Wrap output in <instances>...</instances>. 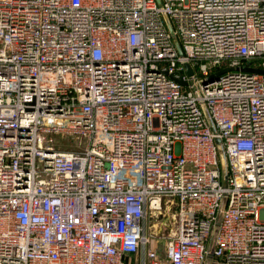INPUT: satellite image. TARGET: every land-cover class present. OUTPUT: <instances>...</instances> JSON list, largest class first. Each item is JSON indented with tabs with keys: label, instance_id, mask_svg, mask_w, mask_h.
<instances>
[{
	"label": "built area",
	"instance_id": "obj_1",
	"mask_svg": "<svg viewBox=\"0 0 264 264\" xmlns=\"http://www.w3.org/2000/svg\"><path fill=\"white\" fill-rule=\"evenodd\" d=\"M213 235L264 264V0H0V264H205Z\"/></svg>",
	"mask_w": 264,
	"mask_h": 264
},
{
	"label": "rangeland",
	"instance_id": "obj_2",
	"mask_svg": "<svg viewBox=\"0 0 264 264\" xmlns=\"http://www.w3.org/2000/svg\"><path fill=\"white\" fill-rule=\"evenodd\" d=\"M158 216L159 215H156L154 213L151 214L149 213L147 216V224H148V229L154 234V237L158 239V241L156 242H161L162 244V241L171 231L168 227L166 229V227L161 223V218Z\"/></svg>",
	"mask_w": 264,
	"mask_h": 264
},
{
	"label": "water",
	"instance_id": "obj_3",
	"mask_svg": "<svg viewBox=\"0 0 264 264\" xmlns=\"http://www.w3.org/2000/svg\"><path fill=\"white\" fill-rule=\"evenodd\" d=\"M185 69H186L187 74H191V68L189 67L188 64H185ZM177 80L180 83L185 84V81L181 77L177 78ZM224 202L225 201H223L221 203V206H220V208H219V210L217 212V216H216V219H215V228L218 226V224L220 222V218H222L221 217V212H222V209H223ZM162 223H163V221H162ZM213 239H214V235L212 236L211 241L209 243V247H208L209 249H208V254H207V258H206L205 264H209L210 259H211V253H212V247H213Z\"/></svg>",
	"mask_w": 264,
	"mask_h": 264
}]
</instances>
